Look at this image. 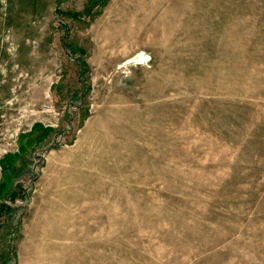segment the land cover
Listing matches in <instances>:
<instances>
[{
  "label": "rangeland",
  "instance_id": "374dc122",
  "mask_svg": "<svg viewBox=\"0 0 264 264\" xmlns=\"http://www.w3.org/2000/svg\"><path fill=\"white\" fill-rule=\"evenodd\" d=\"M0 203V264H264V0H0Z\"/></svg>",
  "mask_w": 264,
  "mask_h": 264
},
{
  "label": "built area",
  "instance_id": "2783aa9c",
  "mask_svg": "<svg viewBox=\"0 0 264 264\" xmlns=\"http://www.w3.org/2000/svg\"><path fill=\"white\" fill-rule=\"evenodd\" d=\"M43 108H44V111H45V110H48V111H54V109H53L51 103H46V104H44V105L42 104V111H43Z\"/></svg>",
  "mask_w": 264,
  "mask_h": 264
},
{
  "label": "trees",
  "instance_id": "16d2710c",
  "mask_svg": "<svg viewBox=\"0 0 264 264\" xmlns=\"http://www.w3.org/2000/svg\"><path fill=\"white\" fill-rule=\"evenodd\" d=\"M3 169H4V167H3ZM6 209H9V207L3 203H0V214H2Z\"/></svg>",
  "mask_w": 264,
  "mask_h": 264
},
{
  "label": "crops",
  "instance_id": "0c3cea01",
  "mask_svg": "<svg viewBox=\"0 0 264 264\" xmlns=\"http://www.w3.org/2000/svg\"><path fill=\"white\" fill-rule=\"evenodd\" d=\"M14 164V163H13ZM15 165H16V167L18 166V161L15 163ZM4 171V172H3ZM6 173H7V171H6ZM4 174H5V170L3 169V167H2V177L4 176Z\"/></svg>",
  "mask_w": 264,
  "mask_h": 264
}]
</instances>
